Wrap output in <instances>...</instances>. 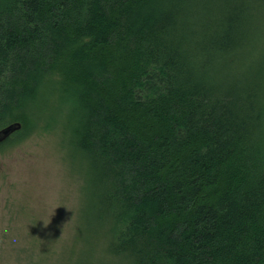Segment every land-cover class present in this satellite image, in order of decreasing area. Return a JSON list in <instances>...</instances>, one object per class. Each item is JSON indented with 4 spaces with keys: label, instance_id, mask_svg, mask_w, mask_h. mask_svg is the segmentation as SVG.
<instances>
[{
    "label": "trees",
    "instance_id": "1",
    "mask_svg": "<svg viewBox=\"0 0 264 264\" xmlns=\"http://www.w3.org/2000/svg\"><path fill=\"white\" fill-rule=\"evenodd\" d=\"M13 122L81 164L74 264H264V0H0Z\"/></svg>",
    "mask_w": 264,
    "mask_h": 264
},
{
    "label": "rangeland",
    "instance_id": "2",
    "mask_svg": "<svg viewBox=\"0 0 264 264\" xmlns=\"http://www.w3.org/2000/svg\"><path fill=\"white\" fill-rule=\"evenodd\" d=\"M67 153L58 129L1 149L0 264H74L88 196L81 164ZM91 255L83 252L78 264Z\"/></svg>",
    "mask_w": 264,
    "mask_h": 264
},
{
    "label": "water",
    "instance_id": "3",
    "mask_svg": "<svg viewBox=\"0 0 264 264\" xmlns=\"http://www.w3.org/2000/svg\"><path fill=\"white\" fill-rule=\"evenodd\" d=\"M22 128V124L20 122H13L2 129H0V142L7 139L11 134L20 130Z\"/></svg>",
    "mask_w": 264,
    "mask_h": 264
}]
</instances>
